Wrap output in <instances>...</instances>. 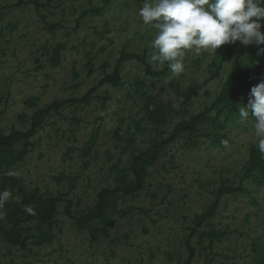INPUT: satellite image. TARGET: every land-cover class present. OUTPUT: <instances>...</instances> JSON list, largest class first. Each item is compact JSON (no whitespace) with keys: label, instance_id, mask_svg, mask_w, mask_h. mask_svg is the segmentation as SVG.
<instances>
[{"label":"rangeland","instance_id":"1","mask_svg":"<svg viewBox=\"0 0 264 264\" xmlns=\"http://www.w3.org/2000/svg\"><path fill=\"white\" fill-rule=\"evenodd\" d=\"M144 2L38 0L43 6L37 9L30 3L18 5V0H0V133L26 131L37 109L85 94L104 69L113 70L123 48L146 53L152 71L160 70L149 63L155 29L139 16ZM95 7L101 8V14L89 13L78 25L80 13ZM57 22L63 26L50 31L49 26ZM58 47L61 61L54 65L51 55ZM238 55L242 58L236 62ZM250 58L247 46L239 41L222 45L216 52L188 51L183 73L176 75L170 69L157 78L147 76L140 62L125 61L122 88L105 84L89 105L50 112L30 139L24 160L7 174L22 180L26 188H39L43 195L71 200L73 215L81 217L96 204L101 189L117 186L121 173L132 183L133 154L208 108L233 67H247ZM220 60L219 76L207 82ZM172 82L179 84L178 89L168 87ZM197 84L204 85L203 89L186 102L184 93ZM107 93L110 99L104 102ZM142 93L154 97L153 106L161 104L165 111L168 105L173 108L164 125L147 120ZM30 99H34L32 104ZM218 123L225 128L204 124L194 144L187 135L171 144L148 168L140 192L114 196L109 225L95 222L92 228L81 230L66 215V203H61L49 231L51 240L40 242L46 226L35 222L26 225L28 235L34 236L31 241H36L28 249L7 244L0 235V264H186L190 253L185 241L194 218L213 203L223 181L238 185L250 145L257 144L250 112L248 120L225 115ZM117 127L125 140H135L132 147L114 139ZM94 135L96 146L84 152ZM222 135L223 142H216ZM244 189L224 196L214 217L192 237L196 249L192 264H256V245L264 249V187L247 182ZM210 230L221 237L199 241Z\"/></svg>","mask_w":264,"mask_h":264},{"label":"trees","instance_id":"2","mask_svg":"<svg viewBox=\"0 0 264 264\" xmlns=\"http://www.w3.org/2000/svg\"><path fill=\"white\" fill-rule=\"evenodd\" d=\"M106 3L110 0H104ZM30 3L36 6L37 9L43 5L38 3V0H18V5ZM89 13L93 15H100L101 8L95 7L90 10H83L77 19V24L87 17ZM63 25L59 22L53 23L49 26L50 31L56 30ZM264 48V45H260ZM248 52L252 58L249 59L247 67L244 68L241 64H236L227 75L220 92L214 98L212 104L202 110L200 113L193 115L189 120L182 121L174 126L170 134L167 136H157L152 144L145 150L135 153L131 157V172L134 177L132 183L128 184L127 175L121 173L118 177V184L115 188H103L98 193L96 204L83 216L75 217L72 213L73 202L71 200H64L61 195L59 196H46L43 195L39 188L29 189L23 184V181L14 176L8 175L11 167L24 160L30 147V139L34 137L39 128L43 125L50 112H58L60 108L74 104L89 105L93 99L94 93L104 86L105 84L111 85L115 89L123 87V78L121 67L123 62L128 60H136L145 66V74L150 77H164L170 71L166 65L161 67L160 70L152 71L150 65L146 61V53L138 54L134 52H127L125 48L122 49L119 57L113 65V70L106 71L104 69L103 76L100 80L93 85L85 94L80 97H72L68 99L54 100L49 106L37 109L30 118V128L26 131L13 129L8 134L0 133V192L8 190L11 195L2 208H0V235L5 243L18 247L21 249H28L34 242L31 238L34 236L28 235L29 223H38L40 227L46 226L45 230L40 234V242L49 241L52 236L49 234L50 229L56 222L59 204L66 203V215L74 221L76 226L83 230L92 228L95 222H102L109 225L112 222L108 215L110 208L113 204L114 196L118 194L133 195L140 192L145 185V180L148 174V168L153 166L164 153V151L183 135L189 137L192 144L198 136L201 135L200 130L204 124H211L214 127L225 128L224 124L218 123V120L225 115L231 117H239L238 109L240 106L246 105L249 99L251 87L264 80V54H257L258 47L256 45H248ZM242 58L238 55L236 62ZM52 64L59 65L60 47L55 48L51 55ZM223 60L212 67L210 70V77L207 82L216 79L222 68ZM89 67V65H88ZM103 70V69H102ZM89 74H93V70L89 67ZM142 85L138 83V87ZM169 88L178 89V83H169ZM204 85H191L184 97L186 102H190L194 94L202 90ZM164 90V88H163ZM143 95V109L147 120L152 125H164L167 120V115L173 111L170 105L168 110L161 104L153 106L154 97L148 93ZM110 99L107 93L103 97L106 102ZM34 99L28 102L32 104ZM251 116L252 112L249 111ZM139 128V125H135ZM121 128L117 127L114 131L113 137L116 141H124L128 146L132 147L135 140L133 138L124 139L121 133ZM223 135L219 136L215 141L222 143ZM97 136L94 135L86 144L84 152L90 153L93 146H96ZM252 183L257 187H264V155H262L257 147V144H251L249 148V157L244 165L243 172L240 177L238 185L227 184L222 182L220 188L216 192V199L211 205L201 214L197 215L193 220V225L190 227V234L185 241V246L190 255L186 260V264H192V259L195 257L196 249L192 246L191 239L196 236L201 228L212 218L217 212L220 200L228 195L244 192V184ZM126 185L125 187H122ZM128 184V185H127ZM29 206L33 209L32 213L25 211V207ZM94 229V228H93ZM100 230V229H97ZM217 231L210 230L207 233L200 235L202 241L205 237H209L211 242L215 238H220ZM210 242V245H211ZM257 260L256 264H264V249L257 246Z\"/></svg>","mask_w":264,"mask_h":264},{"label":"clouds","instance_id":"3","mask_svg":"<svg viewBox=\"0 0 264 264\" xmlns=\"http://www.w3.org/2000/svg\"><path fill=\"white\" fill-rule=\"evenodd\" d=\"M264 0H145L139 16L155 29L150 41L153 49L149 63L160 68L167 64L173 74L184 72L188 51H213L225 44L256 45L264 54ZM257 147L264 155V80L251 87L246 105L238 109L241 120L249 119ZM11 193L0 192V208ZM32 213L33 209L25 207Z\"/></svg>","mask_w":264,"mask_h":264}]
</instances>
